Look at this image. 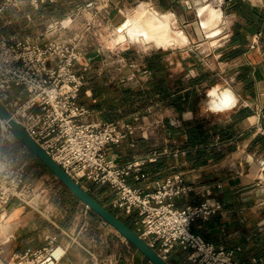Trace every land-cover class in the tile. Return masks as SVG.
<instances>
[{
  "label": "crops",
  "instance_id": "0c3cea01",
  "mask_svg": "<svg viewBox=\"0 0 264 264\" xmlns=\"http://www.w3.org/2000/svg\"><path fill=\"white\" fill-rule=\"evenodd\" d=\"M89 1L61 0L53 5L78 7ZM108 1L98 0L102 3L99 6L106 7ZM134 1L138 0H110L115 7ZM139 1L140 6L173 13L177 28L180 23L193 31L196 25L195 20H189L191 16L201 17L199 8L203 4L214 5L207 3L209 0ZM219 6L214 5L224 17L222 29L217 36L206 35L207 39L218 37L215 44L210 45L205 36H195L194 41L190 32L182 29L189 37V50L182 53L165 48L146 55L141 62L143 70L132 71L137 75L135 79L133 74L123 76L108 90L87 82L82 94L87 93L89 102L82 103L91 108L89 118L100 121L128 119L140 112L144 134L136 136L138 145H131L135 137L130 136L108 146L107 154L124 164L145 156L154 144L169 147L171 156L144 166L143 170L151 176L149 180L137 182L131 176L130 182L148 191L156 180L181 173L194 189L175 197L176 206L184 208L206 199L222 203V209L208 219H197L193 230L217 245L234 249L236 259L248 264L256 259L260 264L264 262V115H259L258 109H264V0H227ZM5 32H16V27L6 28ZM179 54H185L187 61L182 63ZM85 63L90 64L83 59L82 64ZM130 80L138 86L124 83L128 81L130 85ZM215 88L222 94L218 99L222 103L225 99L231 103V97L228 99L223 91L231 89L236 98L234 107L217 114L207 112L208 94ZM27 157L30 178H50L49 169H41L47 167L34 154L29 152ZM83 187L136 229L138 211L126 214L111 207L115 194L111 186L86 182ZM51 190V201L46 194L42 209L17 197L11 199L0 228L5 260L42 248L56 236L69 244L64 264H153L71 191L65 193L58 179ZM189 252L177 245L168 262L185 264Z\"/></svg>",
  "mask_w": 264,
  "mask_h": 264
},
{
  "label": "built area",
  "instance_id": "2783aa9c",
  "mask_svg": "<svg viewBox=\"0 0 264 264\" xmlns=\"http://www.w3.org/2000/svg\"><path fill=\"white\" fill-rule=\"evenodd\" d=\"M60 1H0V101L10 116L25 126L76 182L82 186L86 182L109 185L115 191L111 207L126 214L137 210L135 231L166 261L180 245L190 251L185 264H248L236 259L234 249L217 245L193 230L197 219H208L222 209V203L206 199L184 208L176 206L175 197L194 189L181 173L156 180L148 191L130 182L131 176L137 182L149 180L151 176L143 170L144 166L171 156L173 151L169 147L154 144L145 156L124 164L107 154L108 146L130 136L135 137L131 145H138L136 136L144 134L143 115L137 111L128 119L89 118L91 108L80 102L90 65L82 64L87 54L86 35L84 29L73 31L70 24L75 18L50 24L48 30L55 35L42 41L20 37L17 31L5 32L6 28L20 24L17 13L25 5L38 9ZM216 2L224 6L227 0ZM98 4V0H91L79 7L99 13L105 6ZM27 18L31 20V15ZM93 25L89 23L86 31ZM258 111L264 115V109ZM29 152V147L12 130L9 119L0 115V228L13 197L38 209L46 200V188H37L28 176ZM68 249V243L54 236L46 246L7 261L0 242V264H64ZM253 264L259 263L254 259Z\"/></svg>",
  "mask_w": 264,
  "mask_h": 264
},
{
  "label": "rangeland",
  "instance_id": "374dc122",
  "mask_svg": "<svg viewBox=\"0 0 264 264\" xmlns=\"http://www.w3.org/2000/svg\"><path fill=\"white\" fill-rule=\"evenodd\" d=\"M140 2L142 1L138 0L131 3H126V5L119 4L118 6L115 7L114 4H112L109 0L107 6L101 9L99 13H97L95 10L93 11L84 10L79 6L77 7L76 5L74 6L62 5L57 7L55 5L49 4L46 6H41L38 9L29 5H25L22 8V10L19 13H17L18 19L20 20V24L16 25L15 27H16V31L19 32L18 36L20 37L30 36L32 39L34 38L35 41H42L44 39L53 37L55 35L52 31L48 30L50 24L55 23L57 21L59 22L62 20H68L69 17L75 18L70 25L74 27L73 30L74 32L77 31L81 32L84 29L86 35L85 49L87 50V53L94 51L96 49H100L102 50L104 55L102 61L90 62L91 65L86 70L88 76L87 82L88 84H91L93 87L100 89L107 88V90H108V86L109 87L115 86L117 84L116 82H118V80H121L123 76L124 77H126V75L132 76L133 74L132 71L134 72L137 69H140L139 71L143 70V64L141 62L144 61V57L146 55L151 56L155 51H163L165 48L177 49L180 51L182 50V53L189 50L188 48L191 46L189 42L190 40L187 34L183 30L189 31L194 41L196 40L195 36H197V38L205 36V40H207L210 45L216 43L218 37L212 39L206 38V35L210 34V32L201 22L203 16L201 17H196V15H193V17L191 16V19L189 20H195V25H196V29L193 31L190 26H188L189 30H186L184 28L185 25L180 23H178L177 26L178 28L181 29H178L176 27L175 15L173 13L170 23V29L173 30L174 33H176L175 34L176 36H178L176 42L177 44L176 46L174 45V47H169V45H157L153 40L145 39L143 36L137 39H132L130 36H126V35L121 36L125 33L126 29H128L131 25H133L134 23L133 18L136 12L140 10H143L144 12L145 9H147L148 11H157L145 6L138 5ZM209 2H212L216 6H219L221 4V3H217L216 0H209L207 3ZM104 3H106V1H103V4ZM101 4L102 3H99L98 5ZM149 5L153 6L151 3H149ZM204 6L206 5L203 4L200 6V8ZM112 8H113V12L111 10ZM161 13H166V12H161ZM28 14L31 15V20H28L27 18ZM223 21H224V17L221 14V20L216 26L218 28V31L222 29ZM89 23H94V25L91 30L86 31V27ZM203 31H205V33ZM187 42L188 44L185 45L182 44ZM205 47H207V45L202 48ZM179 55H180L179 59L181 60L182 63L184 61H187L185 60L187 56H183L185 54L183 55L179 54ZM140 56H142V58H140ZM124 58L125 59L130 58L132 61L127 62L128 60L126 61L124 60ZM131 63L134 64V66L130 65ZM112 76H115L116 78L114 79L108 78ZM134 76L137 75L133 74V79L136 78V77L134 78ZM124 83H126L127 86L130 87L136 88L138 86L136 85L135 80H133V83L132 80H130V85H128L129 83L128 81H125ZM217 96L218 95H216V97ZM80 102H87V103L89 102V97L87 93L85 92L83 94L81 93ZM41 169L48 170V168H45L44 166H41ZM47 174L50 176L49 179L44 178L43 176L41 177L40 175L38 177H31V178L35 181L37 188L39 187L48 188L46 194L48 195L49 200L51 201V194H52L51 186L53 185V183H56L58 178H55L53 176V173L49 170ZM64 191L65 193H68V191L65 188Z\"/></svg>",
  "mask_w": 264,
  "mask_h": 264
},
{
  "label": "water",
  "instance_id": "95a60500",
  "mask_svg": "<svg viewBox=\"0 0 264 264\" xmlns=\"http://www.w3.org/2000/svg\"><path fill=\"white\" fill-rule=\"evenodd\" d=\"M89 62L102 61L104 55L100 49H96L86 54ZM0 115L9 119L12 130L22 143L61 181L77 198L89 206L115 229H117L126 239L136 246L153 264H170L163 259L130 225L123 221L111 209L99 202L80 183L76 182L40 145L27 131L25 126L13 119L8 110L0 101Z\"/></svg>",
  "mask_w": 264,
  "mask_h": 264
},
{
  "label": "bare ground",
  "instance_id": "6f19581e",
  "mask_svg": "<svg viewBox=\"0 0 264 264\" xmlns=\"http://www.w3.org/2000/svg\"><path fill=\"white\" fill-rule=\"evenodd\" d=\"M200 15L203 16L202 24L208 29L209 36H217L218 28L216 27L221 20V11L209 4L200 8ZM134 23L121 36H130L132 39H137L143 36L145 39L153 40L157 45H170L177 42L173 30L170 29L172 13H161L158 11H148L147 9L136 12L134 16ZM205 19V20H204ZM217 93L216 103L220 102L222 94L216 88L213 90ZM224 96L226 94L224 93ZM228 99L229 96H227Z\"/></svg>",
  "mask_w": 264,
  "mask_h": 264
},
{
  "label": "clouds",
  "instance_id": "9594fccd",
  "mask_svg": "<svg viewBox=\"0 0 264 264\" xmlns=\"http://www.w3.org/2000/svg\"><path fill=\"white\" fill-rule=\"evenodd\" d=\"M223 91L226 94V96L231 97V103L227 99H225L222 104L216 103L215 97H216L217 93L210 91L208 94L209 95V101H208V105H207V109H206L207 112L217 114L220 112L228 111V110H230L231 107H234V103H235L236 98L232 94L231 89H224Z\"/></svg>",
  "mask_w": 264,
  "mask_h": 264
},
{
  "label": "trees",
  "instance_id": "16d2710c",
  "mask_svg": "<svg viewBox=\"0 0 264 264\" xmlns=\"http://www.w3.org/2000/svg\"><path fill=\"white\" fill-rule=\"evenodd\" d=\"M82 93V92H81ZM132 106V105H131ZM61 182V181H60ZM62 183V182H61ZM63 184V183H62ZM64 185V184H63ZM64 188L68 191V192H70V190L64 185ZM76 197V196H75Z\"/></svg>",
  "mask_w": 264,
  "mask_h": 264
}]
</instances>
